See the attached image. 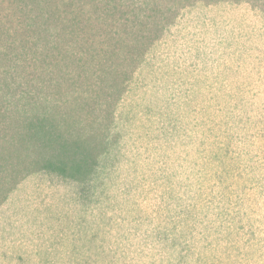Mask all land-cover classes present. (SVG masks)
<instances>
[{
	"label": "rangeland",
	"instance_id": "obj_1",
	"mask_svg": "<svg viewBox=\"0 0 264 264\" xmlns=\"http://www.w3.org/2000/svg\"><path fill=\"white\" fill-rule=\"evenodd\" d=\"M0 264H264V0H0Z\"/></svg>",
	"mask_w": 264,
	"mask_h": 264
},
{
	"label": "trees",
	"instance_id": "obj_2",
	"mask_svg": "<svg viewBox=\"0 0 264 264\" xmlns=\"http://www.w3.org/2000/svg\"><path fill=\"white\" fill-rule=\"evenodd\" d=\"M60 169V168H59ZM61 169H62V167H61Z\"/></svg>",
	"mask_w": 264,
	"mask_h": 264
}]
</instances>
